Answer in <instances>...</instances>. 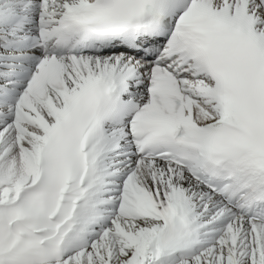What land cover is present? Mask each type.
<instances>
[{
	"label": "snow or ice",
	"instance_id": "6c2138e0",
	"mask_svg": "<svg viewBox=\"0 0 264 264\" xmlns=\"http://www.w3.org/2000/svg\"><path fill=\"white\" fill-rule=\"evenodd\" d=\"M0 264H264V0H0Z\"/></svg>",
	"mask_w": 264,
	"mask_h": 264
}]
</instances>
